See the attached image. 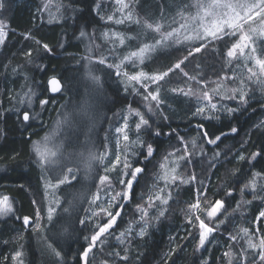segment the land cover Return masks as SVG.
I'll return each mask as SVG.
<instances>
[{
	"label": "trees",
	"instance_id": "trees-1",
	"mask_svg": "<svg viewBox=\"0 0 264 264\" xmlns=\"http://www.w3.org/2000/svg\"><path fill=\"white\" fill-rule=\"evenodd\" d=\"M15 1H3L5 7L0 11V19L7 23V36L0 47V194L8 197L13 206L11 215L0 219V264H20L21 261L22 264H84L81 253L88 247L91 235L98 231L97 225L108 221L105 212L94 208L93 200L97 195L106 194L108 189L113 195L122 190L123 186L118 183L121 169L118 167L108 173L109 181L100 184L101 191L94 176L97 174L94 169H100V164L89 174H82L76 168L80 175H76L61 193L57 190V196H62L58 197L61 204L56 207L54 218L47 220L48 204L45 194L43 198L41 184L45 169L39 165L32 144L40 139L58 113L63 110L78 113L76 110L80 107L88 111L83 110L85 116L77 122L72 149L82 147V140L87 136L98 153L103 151L106 142L111 143L113 129L120 124L127 110H139L149 119L151 127H142L139 137L154 148L153 156L144 159V149L138 145L132 147L134 153L129 154L128 159L133 166L143 167L144 171L133 185L131 199L122 202V208L112 202V212L119 210L121 214L109 230L111 234L101 237L103 243L98 241L89 253L88 264H244L245 255L247 264H253V260L256 264H264L258 260L256 251L248 250L247 238L238 243L230 240L240 227H246L256 243L262 234L264 217L255 218L260 202L252 198L254 201L248 207L240 195L243 193L241 188L253 173L259 172L264 178V156L249 163L253 152L264 150V85L247 81V103L243 105L238 99L214 98L213 102L219 107L239 108V111L229 115L226 110H220L212 119L195 114L202 102L197 95L186 96L173 91L191 88L199 94L227 80H221L222 77H231L232 68L227 64L226 53L237 42L238 35L211 43L193 40L187 45H172L169 42L156 51L142 65L149 75L168 71L184 60L180 69H174L158 82L163 101L159 109L150 98L148 101L143 99L147 93L141 85L130 82L126 86L122 84L121 76L115 74V68L95 62L99 58H105L107 64H117L118 61L110 57V45L101 39L103 31L113 27L106 21L111 2L106 3V10L98 4L99 0H64L57 13L59 18L50 21L44 13L47 11L45 0H24L20 5H15ZM29 3L39 13L35 20H32ZM194 4L192 0H132L130 6L139 23L120 27V32L126 36L132 32V25L145 26L146 22L153 21L156 24L159 19L164 22L169 15L193 13ZM191 17L192 14L184 16V22L189 23ZM162 29L165 32L170 28L164 26ZM157 36L146 35L145 41H155ZM205 43L208 44L206 48L194 51ZM44 44L51 52L45 51ZM86 57H90L91 62ZM123 68L131 71L130 65ZM89 70L99 77L98 83L89 77ZM185 72L188 76L184 75ZM51 77H57L62 83L63 90L55 96L47 90V80ZM189 77H195V80ZM148 86V91L154 92V86L150 83ZM29 94L32 108L25 106ZM21 100L25 103L21 104ZM41 100L48 103L41 107ZM149 104L153 105V112L148 111ZM59 108L61 111L56 110ZM24 110L33 116L26 125L18 118V113ZM199 125H203L211 137L221 135V139L216 144H208L199 134L202 132ZM232 127L238 129L237 133H231ZM157 130L161 132L158 137L154 135ZM181 137L184 143H181ZM193 141L196 142L195 148ZM185 146L193 155L179 161L178 179L166 187L170 192L168 204L147 208L148 216L142 220L137 205L147 207L149 197L162 187L159 177L163 176L165 168L161 169L160 165L167 162L165 157L168 160L172 157L169 153L180 156ZM216 153L219 156L214 158ZM241 155L244 160L239 159ZM192 174L196 176V182L181 183V177L188 179ZM198 190L206 192V196L200 197L199 214L209 226L213 227L212 222L204 216L203 209L217 199L225 201V209L221 210L225 217H218L223 219L217 229L222 234L213 245L208 246L206 241L202 248L195 245L200 233L199 223L196 216L190 217L193 212L190 205L196 202ZM228 192L232 195H227ZM90 208L99 212L88 218ZM160 208L165 210L163 216L159 215ZM25 216L30 218L28 225L22 221ZM189 219L192 223L188 222ZM145 225V234L140 236ZM130 226L136 231L125 235L121 243L117 237ZM222 240L231 244L235 257L224 256ZM17 252L22 255L13 260ZM55 252H59L60 257ZM121 256L128 259L122 260ZM231 258L235 260H228Z\"/></svg>",
	"mask_w": 264,
	"mask_h": 264
},
{
	"label": "snow or ice",
	"instance_id": "snow-or-ice-1",
	"mask_svg": "<svg viewBox=\"0 0 264 264\" xmlns=\"http://www.w3.org/2000/svg\"><path fill=\"white\" fill-rule=\"evenodd\" d=\"M49 3H51V0H49ZM117 4L121 5V10L124 8H127L128 5L124 3V0H116ZM193 7L197 8V14L192 17V20L198 21V24L194 25L192 27V31L188 32L189 25L187 23H181L178 27L172 28L170 31L161 33L162 25L159 23L152 24L147 23L145 24V27L148 29H151L152 31L156 33L161 34V39H158L155 41L154 44L149 45L145 44L143 47L139 48L138 51L132 52L130 56L124 57V60L130 59V57H138L140 59V62L143 63V56L144 53L150 50H153L157 45H160L162 43L167 42L170 38L173 36H178L181 30H185L186 34L184 36L185 40H191L193 38L197 40H205L208 41V43H211L213 40H222L224 37L227 36H236L238 34V40L237 42L233 43L232 46L228 49L226 55L230 59H236L237 54L239 53L240 56L245 55V49L251 50V52L255 53L256 49L255 47H252L251 45L254 43L253 41V35L257 32L259 35L264 36V0H209L207 3L201 2V0H196V3L192 5ZM5 7V3L3 0H0V10H3ZM48 7V4H45V8ZM59 9H57L58 11ZM183 17V13H181ZM257 18H259V24L260 28L257 29L256 27H253V24L257 23ZM109 20L112 19L111 16L108 17ZM126 19L131 20L132 19V13L131 11L128 12ZM186 19V18H185ZM122 21H117V23H121ZM139 23V21H136ZM247 26V27H245ZM7 25L0 21V45H3L7 36L6 32ZM202 29V31H201ZM84 33H81V36H83ZM26 39L29 37H25ZM211 38V39H210ZM123 39L120 40V43L123 44ZM179 42V41H177ZM39 43V42H38ZM208 46L207 43L202 44L194 49L195 52H200L202 48H206ZM45 51L51 52V49L48 47L47 44L43 45ZM191 54V52L189 53ZM28 55L30 56L31 53L29 52ZM86 59H89L91 62L90 57H86ZM185 60L187 57L184 58ZM255 64L258 66L259 71H255L252 67H247V72L249 73L248 79L251 80L253 77H259L260 75H264V59L256 58ZM96 63L100 65L106 64L105 58H99L95 61ZM123 61H121V64ZM184 63V60L178 61L173 68H170L168 71H165L163 73L154 74V75H148L144 73L143 71L128 75L127 73H123V75L127 76V83L130 82H136L141 84V87L144 89V92L147 93L144 95L143 99L145 101H148L149 98L151 101L155 102V108H159L160 104L163 103L162 100L159 99V89L157 88L156 91L150 92L148 91V84L142 83V80L151 81L152 83H158L159 81L164 80L166 76H168L169 72L173 71L174 69H180L181 65ZM121 64H107L108 68H115L116 69V75L121 76ZM89 77L93 80V82L98 83L99 77H96L92 75L91 70H89ZM185 76H188V73H184ZM192 80H195V77H189ZM224 79H236L235 76L233 77H222L221 80ZM126 83V86H127ZM197 83H204L203 81H197ZM49 85L52 92H59L61 90V83L56 78H51L49 80ZM245 81L243 79L240 80L239 86L237 88H230L226 87L223 83H217L216 87L211 89V93L219 96L220 100L229 99V100H237L241 105L247 103V93L245 92ZM135 91V89H133ZM173 91H179L183 93L184 95H197L198 99L202 101H206V103L201 104L197 107L196 113L197 115H202L205 119H212L213 116L210 113H214L220 110H226V112L231 115L237 111H239V108H224V106H221L218 108L217 103L213 102V95L210 94L208 90H202L199 94L193 91V89L189 88L187 91H185L183 88L181 89H173ZM21 104H24L25 101L21 100ZM47 100H41L40 105L43 107L45 104H47ZM27 104L31 105V94L28 95L27 98ZM207 110V113H206ZM148 111L153 112V105H148ZM135 115L139 117L138 122L135 123V131L137 132V139L135 141H132L131 143L133 145H138L141 149H144V159H148L153 156L154 148L151 143H144L142 140H140L139 134L141 132L142 127L145 129H148L151 127L149 119L145 118V115L142 114L139 110H134ZM18 118L21 120L23 124H28L30 119L33 118L32 114L28 110H24L23 112L18 113ZM216 119H219L218 116L215 117ZM166 119V117H165ZM129 125L127 122V117L124 118V124L121 127L116 128V132L118 134H122V139L125 142L129 141V135L127 134L126 129H128ZM199 128L202 129V132L199 133L202 135V138L204 141H206L208 144H216L217 141L221 139V135H216L214 138L211 137L206 129H204L203 125H199ZM232 134L237 133L238 129L236 127H232L230 129ZM155 136H160L161 132L156 131L154 133ZM222 135H227V133H222ZM181 143H184L183 138L181 137ZM193 147H196V142L193 141ZM50 144V138L45 137L43 141H41L38 144L34 145V152L37 157L38 163L42 167H48L56 163V157L58 154H60V149L62 145H52ZM175 153H169V156H174ZM193 153L189 152L187 149V146H185L183 153L177 157L178 160H186L189 156H192ZM122 153L120 150V143L119 140H117V152L115 154V157L112 161H110V166L105 168V171H115L118 167L121 169L120 176L118 183L123 186L122 190L119 192H116L115 195L111 197V201L115 202V204L120 205L122 208L123 203L126 202L129 199H131L132 196V190L133 185L135 182H137V177L140 173L144 171L143 167L139 166H133L132 163L128 159V150L125 148L123 152V159H121ZM219 156V153L215 154L214 158H217ZM264 156V150L253 152L249 158V163L251 164L253 161H256L258 157ZM99 159L101 162L105 159V156H92L91 154L88 157L89 166L91 164L92 160ZM240 160H244L245 157L241 155L239 157ZM168 160V157H165V161ZM188 163H191L190 160H188ZM161 169L165 168V164L160 165ZM178 165L171 168L172 175L170 176L171 182H175L178 177L175 174L177 171ZM67 173L71 174L73 172L72 167L66 168ZM261 176V173L256 172L253 173V178L251 181H249L248 184H245L244 188H251L253 192L256 191L257 187V180L256 177ZM74 178V177H73ZM160 179L165 180L166 186L169 181V174L168 172H165V174ZM181 183H189V182H196V176L194 174L190 175L188 179L180 178ZM109 181L108 176H102L100 177V183L105 184ZM66 182H69V177L67 175H64L62 179H58L56 184H52L51 182L48 183L49 187H58L60 184H64ZM202 183V182H201ZM160 193H163L164 189L159 190ZM243 192V189L241 190ZM227 195H232L231 192H228ZM206 196V192L202 190H198V197L195 203L190 205V209L192 210H201V201L200 197ZM255 198V197H254ZM96 199H99V196L97 195L94 197L93 202H95ZM170 199V194L167 196H162L160 194H156L155 196H150L149 200L147 202V207H142L140 205H137L138 211L141 213V219L143 220L145 217L148 216L147 208H151L155 205V201H160L161 205H167L168 200ZM113 203H109L108 207H112ZM225 209V201L223 200H215L214 202H210V206L207 209H203V211L206 213V218L209 220H215V218L221 213V210ZM100 210L102 212H105L106 215L109 217L108 221L102 225H97L98 231H95L89 240L88 247L83 250L81 253V260L84 262V264H88V257L89 253L92 252L93 248L97 246V242L103 243L101 240V237L105 236V234H111L110 229L113 228V226L116 224L117 217L120 216V211L117 210L116 212L108 211L103 206H100ZM54 209L49 208L48 209V219H52ZM67 211V209H66ZM13 212V206L9 202L8 197L0 198V216L7 215L9 213ZM165 210L163 208L160 209L159 215L163 216ZM96 215V213H94ZM37 217L39 218V213H37ZM260 217H264V211H261L259 213V217L257 218L259 220ZM196 221L199 223L200 233H199V247H204L205 242L208 240L209 236L215 232L220 223H223V221H217L216 226L212 227L209 226L208 223H205L204 219H201L199 215L195 217ZM189 223H192V220L189 219ZM24 225H28L30 223V218L25 216L23 218ZM81 224L84 223L83 220L80 221ZM132 231L131 226L125 231L121 232L120 235L117 237L118 240H120L121 243H123V238L127 233H130ZM146 231V225L145 227H142L139 235L144 236ZM246 236L249 234L248 229L242 230ZM233 240H235V237H231ZM88 239V238H86ZM248 248L257 252V257L260 262H264V235L259 236L258 243L253 242V238L249 236V239L247 241ZM51 247V245H50ZM258 250V251H257ZM55 251V250H54ZM22 255L21 252H17L16 255L13 257V260H18V258ZM55 255L57 257H60L59 252H55ZM229 253H225V256H228ZM122 260H127V256H121ZM244 264H247V256L245 255L243 257ZM22 264V261L20 262ZM253 264H256V261L253 260Z\"/></svg>",
	"mask_w": 264,
	"mask_h": 264
},
{
	"label": "rangeland",
	"instance_id": "rangeland-1",
	"mask_svg": "<svg viewBox=\"0 0 264 264\" xmlns=\"http://www.w3.org/2000/svg\"><path fill=\"white\" fill-rule=\"evenodd\" d=\"M3 1H5V0H3ZM23 2H24V0H16L15 5H20ZM107 2H111V8L109 9V15L107 16L106 21L111 22L113 24V27L105 29L102 33L101 39H102V41L108 42V45H110L111 54H112L110 57L112 59L118 60L117 64H121V61H123V63L121 64L120 71L122 73L121 74V82L124 85H126V83H127V76L123 75V73H127L128 75H133V74L139 73L141 71L146 73L142 69V65L156 51H158L159 49H161L164 46H166L167 44H169V42L172 45H187L189 42H191L193 40H197L195 38H193L191 40H185L184 36H185L186 32H185V30H181V32L179 33L178 36H173L167 42L162 43L160 45H157L153 50L145 52L144 56H143V63L140 62V59L138 57H130V59L124 60V57L130 56V54L132 52L138 51L139 48L143 47L145 44L152 45L155 43L156 40L155 41H147V40L145 41L146 35H147V37H154V35H158L157 36V40H158V39H161V34L156 33L154 31H152L151 29L146 28L144 25L143 26H139V25L133 26L132 25L133 29L130 30L132 32L128 33V35H126V36H123L120 32V31H122V30H120V27H125L129 23H135L136 22V17L134 15V12H133L131 6H130L132 0H124V3L127 4L128 7L124 8L123 10H121V5L116 3V0H99L98 4L99 3L102 4L101 8L103 9L105 7L107 10V6H105ZM192 2L196 3V0H192ZM201 2L207 3V2H209V0H201ZM45 3L48 4V7L46 8L47 11L44 13L48 17V19L50 21L51 20L53 21L54 19L55 20L58 19L59 15L57 13L60 12L62 5L64 4V0H51V3H49V0H45ZM28 8L31 10L32 20H35V16L39 15V13L36 12L35 7L31 6V3L28 4ZM57 9H59V10L57 11ZM129 11H131V13H132V19L131 20L126 19V16H127ZM183 14H184L183 17L179 13L176 14V16L169 15V16L165 17L164 22H162L161 19H159L160 21L157 23L161 24L162 28L164 26L169 27L170 29L167 31H170L172 28L178 27L179 24L186 23V22H184V16L190 17L192 14V17H194L197 14V8H195L193 10V13L189 11V12H186ZM109 16L112 17L111 20L108 19ZM192 17H191V21H189V23H187L189 25V28L187 30L188 32H191L192 27L194 25L198 24V21L192 20ZM0 21H2L3 23H5L7 25V23L5 21H3L1 19H0ZM117 21H122V22L117 23ZM154 22L155 21L150 22V23L154 24ZM118 27H119V29H118ZM245 27H247V26H245ZM253 27H256L257 29L260 28L259 18H257V23L253 24ZM162 28H161V33H164ZM167 31H165V32H167ZM201 31H202V29H201ZM6 32H7V28H6ZM121 39H123V41H124L123 44L120 43ZM177 41H179V42H177ZM253 41H254V43L251 46L255 47V49H256L255 53L251 52V50L249 48V49H245V55L244 56H240L238 53L236 59H230L227 57V64L230 66V68H232L231 77L235 76L236 79H227L226 81L221 82L226 87L237 88L239 86V82L241 79H243L245 81V89L244 90H246V88H247L246 87L247 81L259 82L260 84L264 85V75H260L258 78L253 77L251 80L248 79L249 73L247 72V67H252L255 71H257V72L259 71L258 66L255 64V59H253V57L264 59V36L259 35V33L257 32L256 34L253 35ZM136 45L138 46V48H135ZM0 47H1V45H0ZM121 49H122V52H121ZM123 49H127V51L124 52ZM105 65H107V63ZM124 65H130L131 71L127 72V70L123 68ZM152 75H154V74H152ZM133 83H136V82H133ZM142 83H145L148 85L150 83L151 86H154V91H156V88H158V86H157L158 83H152L151 81H147V80H142ZM137 84H139V83H137ZM139 85H141V84H139ZM209 92H210V94H212L211 90ZM212 95H213V99L219 98V96H217L215 94H212ZM159 99L161 100L160 95H159ZM82 100H84V98H82ZM224 100H229V99H224ZM86 101L88 102V99H86ZM203 103H206V101H202L200 103V105ZM217 105H218V107L220 106L219 104H217ZM25 106H27V108H32V106H33L32 101H31L30 106L27 103H25ZM161 106H162V103L160 104L159 109L161 108ZM84 108L85 107H83V108L80 107L78 110H76L78 113L72 112V111L66 113V112H64V110L61 111L60 108L56 109V110H59L61 112L58 113V115H56V118L50 123L48 129L40 136V139L34 141L32 144L33 152H34V145L43 141L45 139V137L50 138V144H49L50 147L52 145H62V147L60 149V154H58V156L55 158L56 163L51 165V166H48V167H43L45 169V171H44L42 183H41V184H43V189H44V193L43 192L42 193H43V198H44V194H45V197L47 199L48 209L49 208L54 209L53 214H52V219L54 218V213H55L56 207L61 204L58 197L62 198L61 195L57 196L56 192L58 190V193H61V190L64 187H66L67 184L71 183L74 180L76 175H80V174H78L79 171L76 169L77 167L80 169V172L82 174H89L91 172V170L95 168L96 165L100 164V169H98V168L94 169L97 172V174H94V176L97 177L98 188H99V190L102 191V187L100 186V184H101L100 183V177L105 176V175L107 176L108 173L111 171L110 170V171L106 172L105 168L110 166V161H112L115 157V154L117 152V140H119V143H120V150L122 153L121 159L123 158V152H124L125 148H127V150H128V155L131 153H134L133 152L134 145L131 142L135 141L137 139V134H136L137 132L135 133V123L138 122L139 117L135 115L134 111H130V110H127L125 112L124 117L121 120L120 124H117L115 126V128L113 129L111 143L106 142L105 148L103 151L100 150V152L98 153L96 151V147L94 146L95 149L93 148V145L91 143V141H92L91 138L88 139L87 136L82 140V147L76 148L75 150L72 149L71 148L72 139H73L72 135L76 131L77 122L80 118H83L82 116H85L84 115L86 113L85 111H88V109H84ZM83 110L85 113L82 112ZM206 113H207V110H206ZM210 114L213 116L215 114V112L210 113ZM125 117H127V122L129 125L128 129H126L127 134L129 135V138H130L128 142H125L122 139V134H118L116 132V128L121 127L124 124V118ZM134 118H135V120H133ZM210 152L212 153V151H210ZM198 153H200L199 150H198ZM34 154H35V152H34ZM90 154L92 156H96V157L105 156V159L103 160V162H101L99 159L92 160L91 164L89 166L88 157ZM212 154H214V153H212ZM35 157H36V155H35ZM177 157H179V155L175 154L169 160H167V162L165 163L164 174H165V172H168V174H169V181L167 183V186L172 183L170 180V176L172 175V173L170 171L171 168L175 167L176 165H179L180 160H178ZM36 159H37V157H36ZM67 167L73 168V172L71 174L67 173V171H66ZM64 175H67L69 177V182H66L64 184H60L58 187H49L48 186L49 182H51L52 184H56L57 180L62 179ZM252 178H253V176L251 177V179L249 181H251ZM256 180H257L256 191L253 192L251 190V188L245 189L244 188L245 185H244L241 188V190L243 189V193L240 196L247 201L246 203H247L248 207H250V205L253 203L254 200H258L260 202V206H259L258 212H257V217H255L257 219L259 217V213L261 211H264V208H263L264 207V178L262 176H259V177H256ZM159 181L162 183V187H159L153 196H155L156 194H160L162 196L169 195L170 192L168 189H166L167 186H166L165 180L159 178ZM160 189H164L163 193H160V191H159ZM112 196H113L112 190L108 189L106 194L101 195L99 197V199L95 200L94 208L100 209V206H103V207H106V209L108 211L112 212L113 206L108 207L109 203L110 202L112 203V201H111ZM3 197H5V196H2L0 194V198H3ZM252 198H254L253 201H252ZM9 202L11 203L10 200H9ZM156 205H158L159 207L163 206V205H161L160 201H155V205L152 208H154ZM98 212L95 211L93 208L92 209L90 208L88 218L93 217L94 213H98ZM63 214L66 215L67 213L65 212ZM9 215H11V213H9L7 215H2V216H0V219L4 220ZM197 215H199L201 217V219L205 220V218L202 217V215H200L199 211H197V210H193L190 217H195ZM204 216L206 217V215H204ZM218 217H225V216L220 213L215 218L214 221L211 220L213 227L216 226L217 221H223V219L219 220ZM47 220L51 221L48 219V212H47ZM235 221H236V219H235ZM214 222H215V224H214ZM253 224L255 226L256 222H253ZM261 228H260L261 232H262L261 235H264V223H263ZM243 229H247V228L246 227H240V231L237 233L236 236H234L235 240H233L232 238L230 240L235 242V243H238L242 239H245V238L249 239V236H251L253 238V234L251 235V232H249L248 236H246L244 234V232L242 231ZM133 230H135V229L132 227V231L129 234L127 233L126 235H131L132 232H134ZM221 234H222V232H219L218 230H216L215 232H213L209 236V239L207 240L206 244L207 245L209 244L208 246L213 245L214 242L217 240V237ZM225 235L229 236L227 234H225ZM226 236H225V238H226ZM222 244L224 247V249H223L224 256H225V253H229L228 256H230V257L236 256V254H233L234 253L233 248L229 242L224 243V241L222 240ZM195 245H199V235H198V239H197ZM248 250L250 252L253 251L249 248H248ZM228 260H230L232 262L235 259L231 258Z\"/></svg>",
	"mask_w": 264,
	"mask_h": 264
},
{
	"label": "water",
	"instance_id": "water-1",
	"mask_svg": "<svg viewBox=\"0 0 264 264\" xmlns=\"http://www.w3.org/2000/svg\"><path fill=\"white\" fill-rule=\"evenodd\" d=\"M51 78H53V77H51ZM51 78H49V79L47 80V90H48V93H49L50 95L55 96V95H58V94L61 92V90H62V85H61V90H60L59 92H52V91H51V88H50V85H49V80H50ZM54 78H56L57 80H59L57 77H54Z\"/></svg>",
	"mask_w": 264,
	"mask_h": 264
},
{
	"label": "bare ground",
	"instance_id": "bare-ground-1",
	"mask_svg": "<svg viewBox=\"0 0 264 264\" xmlns=\"http://www.w3.org/2000/svg\"><path fill=\"white\" fill-rule=\"evenodd\" d=\"M62 84V83H61ZM62 90H63V88H62Z\"/></svg>",
	"mask_w": 264,
	"mask_h": 264
}]
</instances>
